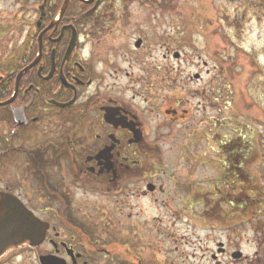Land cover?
<instances>
[{"label": "flooded vegetation", "instance_id": "1", "mask_svg": "<svg viewBox=\"0 0 264 264\" xmlns=\"http://www.w3.org/2000/svg\"><path fill=\"white\" fill-rule=\"evenodd\" d=\"M42 3L44 24L34 27L23 51L10 56L9 69L0 72V199L21 204L50 227L44 244L32 250L43 251L39 258L127 264L131 201L173 207V189L161 182L168 183L172 174L154 163L163 162L160 142L179 113L164 100V123L152 130L153 120L135 103L137 97L129 101L104 89L107 74L95 68L102 40L118 30L127 5L137 0L80 2L84 10L67 9L57 24L63 2ZM74 32L76 44L67 55ZM30 39L37 47L34 56ZM37 56L38 64L18 81ZM235 142L220 147L223 168L215 160L206 163L191 147L192 160L202 170L197 179L204 178L208 166L214 180L205 190L204 181L187 175L178 186L186 196L179 206L187 214L185 222L215 232L207 236L215 241V250L207 251L212 264H264V180L247 172L250 155L239 156ZM195 184L199 191L190 193ZM210 211L216 212L214 220L206 217ZM241 242L251 243L252 251L245 254L237 246Z\"/></svg>", "mask_w": 264, "mask_h": 264}, {"label": "rangeland", "instance_id": "2", "mask_svg": "<svg viewBox=\"0 0 264 264\" xmlns=\"http://www.w3.org/2000/svg\"><path fill=\"white\" fill-rule=\"evenodd\" d=\"M137 1L127 5L118 30L102 40L95 68L107 74L104 89L129 101L137 97L135 103L153 120L152 130L163 122L164 100L179 119L170 122L173 126L160 142L163 162L154 163L172 174L168 183L165 178L161 182L173 189V207L163 210L150 200L131 201L134 220L125 230L126 261L212 264L207 251L215 250V241L207 236L215 232L185 222L187 214L179 204L186 196L178 186L187 175H196L194 180L204 181L200 187L207 190L213 172L207 166L204 178L197 179L202 170L192 160L191 147L206 163L215 160L223 168L220 147L231 140L237 141L233 148L239 156L250 155L247 172L264 180V0ZM41 5L42 0H0L2 70L9 69V57L18 56L32 37ZM196 188L190 186V193H197ZM206 217L214 220L216 212ZM239 245L245 254L252 251L249 242ZM41 253L17 250L0 264H40Z\"/></svg>", "mask_w": 264, "mask_h": 264}, {"label": "water", "instance_id": "3", "mask_svg": "<svg viewBox=\"0 0 264 264\" xmlns=\"http://www.w3.org/2000/svg\"><path fill=\"white\" fill-rule=\"evenodd\" d=\"M86 2L85 0H81ZM70 0H65L62 6L60 18L63 17ZM93 0L87 3H92ZM41 13L40 19L35 25L37 28L42 27L46 19V4L39 8ZM57 24V22L53 23ZM52 24V25H53ZM76 34L73 35V40L67 52V55L71 53L76 44ZM41 41V40H40ZM141 42L137 43L136 47L139 48ZM38 58L31 66L26 68L18 76L20 81L22 75L32 68H34L38 62ZM49 226L46 223L41 222L31 212L25 209L22 205L17 204L9 199H0V259L7 253L22 247H39L45 240L47 230ZM42 264H65V261L59 260L55 257H48L41 259Z\"/></svg>", "mask_w": 264, "mask_h": 264}, {"label": "trees", "instance_id": "4", "mask_svg": "<svg viewBox=\"0 0 264 264\" xmlns=\"http://www.w3.org/2000/svg\"><path fill=\"white\" fill-rule=\"evenodd\" d=\"M55 1H56V3H59V4H61L63 2V0H55ZM84 8H85V6L83 4H81L80 1L72 0V3H70V5H69L68 12L72 11V10L80 11V10H84ZM33 41L35 42V39L34 40L30 39L28 42L30 45L34 46V49L32 52V55L34 56V54L36 53L37 47L33 44Z\"/></svg>", "mask_w": 264, "mask_h": 264}]
</instances>
